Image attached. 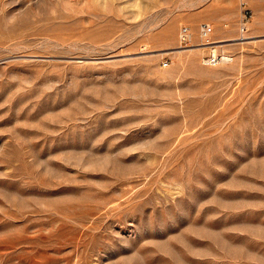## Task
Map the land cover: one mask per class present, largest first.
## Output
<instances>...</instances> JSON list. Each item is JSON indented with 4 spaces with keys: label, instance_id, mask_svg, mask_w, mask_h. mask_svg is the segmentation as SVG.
Returning <instances> with one entry per match:
<instances>
[{
    "label": "rangeland",
    "instance_id": "rangeland-1",
    "mask_svg": "<svg viewBox=\"0 0 264 264\" xmlns=\"http://www.w3.org/2000/svg\"><path fill=\"white\" fill-rule=\"evenodd\" d=\"M0 264H264V0H0Z\"/></svg>",
    "mask_w": 264,
    "mask_h": 264
},
{
    "label": "built area",
    "instance_id": "built-area-1",
    "mask_svg": "<svg viewBox=\"0 0 264 264\" xmlns=\"http://www.w3.org/2000/svg\"><path fill=\"white\" fill-rule=\"evenodd\" d=\"M249 9L243 10V16L241 18V24H240V30L245 31L248 30V23L250 21L249 17ZM214 28L209 23H202L200 25V35L202 38H209L213 32ZM194 31L190 26H183L180 33V39H181V45H189L193 44L192 41H194ZM205 45L204 47L206 49H210L209 53H205L203 55V60L208 64H221L230 61L229 56H231L230 53L222 51V52H216L215 48Z\"/></svg>",
    "mask_w": 264,
    "mask_h": 264
},
{
    "label": "bare ground",
    "instance_id": "bare-ground-1",
    "mask_svg": "<svg viewBox=\"0 0 264 264\" xmlns=\"http://www.w3.org/2000/svg\"><path fill=\"white\" fill-rule=\"evenodd\" d=\"M204 39H207L205 40L206 42L205 43H209V42H212L209 38H204ZM211 47H214L213 45H210Z\"/></svg>",
    "mask_w": 264,
    "mask_h": 264
}]
</instances>
